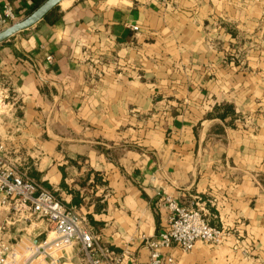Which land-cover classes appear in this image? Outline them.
Returning a JSON list of instances; mask_svg holds the SVG:
<instances>
[{
    "label": "crops",
    "instance_id": "0c3cea01",
    "mask_svg": "<svg viewBox=\"0 0 264 264\" xmlns=\"http://www.w3.org/2000/svg\"><path fill=\"white\" fill-rule=\"evenodd\" d=\"M41 2L0 9L18 22ZM0 92L7 159L116 264H148L167 200L225 238L165 256L264 264V0H63L0 44ZM4 224L14 245L50 228L0 207Z\"/></svg>",
    "mask_w": 264,
    "mask_h": 264
},
{
    "label": "built area",
    "instance_id": "2783aa9c",
    "mask_svg": "<svg viewBox=\"0 0 264 264\" xmlns=\"http://www.w3.org/2000/svg\"><path fill=\"white\" fill-rule=\"evenodd\" d=\"M258 1V0H255ZM17 22L10 7L0 9V32ZM5 96L0 92V104ZM0 207L15 215H27L32 221H45L49 230L40 242L11 244L2 239L7 225H0V264H67L74 254H81L88 264H116L111 248L91 234L84 220L67 209L56 197L20 175L7 159L0 145ZM169 218L166 228L152 239H145L148 264H178L165 251L178 246L190 252L196 243L219 245L225 234L208 224L201 212L180 207L167 200ZM8 224V223H7Z\"/></svg>",
    "mask_w": 264,
    "mask_h": 264
},
{
    "label": "water",
    "instance_id": "95a60500",
    "mask_svg": "<svg viewBox=\"0 0 264 264\" xmlns=\"http://www.w3.org/2000/svg\"><path fill=\"white\" fill-rule=\"evenodd\" d=\"M62 1L63 0H46L27 17L11 24L5 30L0 32V44L8 41L18 33L33 27L38 22L45 19L56 7L60 5Z\"/></svg>",
    "mask_w": 264,
    "mask_h": 264
},
{
    "label": "trees",
    "instance_id": "16d2710c",
    "mask_svg": "<svg viewBox=\"0 0 264 264\" xmlns=\"http://www.w3.org/2000/svg\"><path fill=\"white\" fill-rule=\"evenodd\" d=\"M46 0H42V2L40 3V5L42 4V3H44ZM58 10V7H56L47 17L49 18V17H51V16H53L55 13H56V11Z\"/></svg>",
    "mask_w": 264,
    "mask_h": 264
},
{
    "label": "rangeland",
    "instance_id": "374dc122",
    "mask_svg": "<svg viewBox=\"0 0 264 264\" xmlns=\"http://www.w3.org/2000/svg\"><path fill=\"white\" fill-rule=\"evenodd\" d=\"M43 239V237H38V240L41 241ZM29 241V240H28Z\"/></svg>",
    "mask_w": 264,
    "mask_h": 264
}]
</instances>
